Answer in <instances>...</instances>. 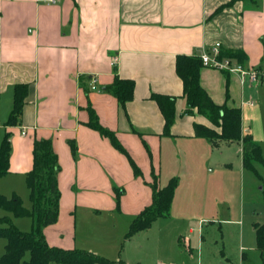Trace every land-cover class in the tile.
<instances>
[{
	"label": "crops",
	"instance_id": "0c3cea01",
	"mask_svg": "<svg viewBox=\"0 0 264 264\" xmlns=\"http://www.w3.org/2000/svg\"><path fill=\"white\" fill-rule=\"evenodd\" d=\"M216 42L220 49L243 52L244 60L234 61L258 68L260 79L241 81L238 73L204 65L201 84L216 103L241 108L243 134L264 140V129L256 131L251 123L262 111L264 0H0V140L11 132L0 192L16 193L31 207L26 174L33 143L50 139L58 156L60 199L58 220L44 228L47 242L104 254L123 250L156 221L126 237L134 217L152 202L155 176L158 186L177 178L171 209L179 192L185 205L200 198L212 185L204 170L222 165L220 149L231 143L195 135V122L211 123L188 113L176 59L211 51ZM116 76L135 82L125 104L106 88ZM18 83L28 84V91L18 123L8 125ZM152 93L176 97L169 133ZM89 106L115 133L139 175L126 153L87 124Z\"/></svg>",
	"mask_w": 264,
	"mask_h": 264
},
{
	"label": "trees",
	"instance_id": "16d2710c",
	"mask_svg": "<svg viewBox=\"0 0 264 264\" xmlns=\"http://www.w3.org/2000/svg\"><path fill=\"white\" fill-rule=\"evenodd\" d=\"M220 57L236 58L242 62L245 55L241 51L220 49ZM204 66L201 55L179 54L176 59V71L183 81V95L187 100L188 113L195 111L205 116L211 125L194 123L195 135L207 138L213 144L219 142L242 143L243 166L255 170L254 162L263 161L260 144L250 133L242 132V112L240 107L229 106L227 102L216 103L202 86L200 71ZM258 71L259 69L256 68ZM135 82L129 78L116 76L106 86L107 90L125 104L132 99ZM28 84L18 83L14 86V103L8 125H15L22 113ZM158 103L165 117L164 132L169 133L174 122L176 97L162 93L151 95ZM228 97V94H227ZM90 119L87 124L110 138L112 144L127 153L115 133L104 127L95 110L89 106ZM11 132L6 131L0 140V177L8 172L11 153ZM72 150L75 146L71 142ZM129 156V155H128ZM136 175L140 168L129 156ZM59 171L58 156L48 138H36L33 143V166L26 174V184L30 190L31 207L24 205L22 198L14 193L7 196L0 192V207L14 216H29L32 227L29 231L19 229L9 214L0 217V236L6 238L5 250L1 256L2 264H49L51 261L69 264H112L106 257L84 249H66L52 246L47 242L44 228L58 220L60 189L57 181ZM155 176L152 183V202L137 214L130 224L126 237L149 228L159 217L170 215L177 178L173 177L164 186H158ZM257 247L264 251V225H255Z\"/></svg>",
	"mask_w": 264,
	"mask_h": 264
},
{
	"label": "rangeland",
	"instance_id": "374dc122",
	"mask_svg": "<svg viewBox=\"0 0 264 264\" xmlns=\"http://www.w3.org/2000/svg\"><path fill=\"white\" fill-rule=\"evenodd\" d=\"M260 89L262 111L251 122L256 131L264 129V86ZM258 143L263 161L254 162L255 170L241 165L237 142L225 145L220 149L224 163L214 164L212 173L204 170L211 176L208 183L214 188L211 185L209 191L190 199L187 205L184 193L179 192L171 217L157 218L149 230L133 236L123 250L119 247L104 254L85 249L104 255L112 264H264V251L256 248L255 229L256 224L264 225V140ZM26 202L30 203V199ZM6 214L0 207V217ZM12 218L19 229H31V217ZM5 244L6 238L0 236V264Z\"/></svg>",
	"mask_w": 264,
	"mask_h": 264
},
{
	"label": "built area",
	"instance_id": "2783aa9c",
	"mask_svg": "<svg viewBox=\"0 0 264 264\" xmlns=\"http://www.w3.org/2000/svg\"><path fill=\"white\" fill-rule=\"evenodd\" d=\"M50 1L54 2L55 0ZM220 47L221 43L216 42L212 46L211 51H203L201 53V58L205 66L215 67L227 72L238 73L241 77V81L249 79L250 81L255 82L260 79L261 74L257 69H248L240 62L233 63L232 59L229 57H220ZM90 85L93 89H95L97 87L96 80L92 79ZM23 133H25L24 130Z\"/></svg>",
	"mask_w": 264,
	"mask_h": 264
}]
</instances>
